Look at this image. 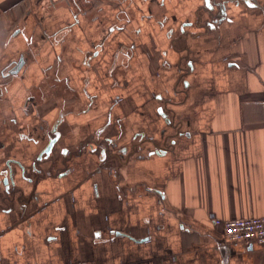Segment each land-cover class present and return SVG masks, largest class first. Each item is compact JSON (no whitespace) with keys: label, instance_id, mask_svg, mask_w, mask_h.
<instances>
[{"label":"crops","instance_id":"crops-1","mask_svg":"<svg viewBox=\"0 0 264 264\" xmlns=\"http://www.w3.org/2000/svg\"><path fill=\"white\" fill-rule=\"evenodd\" d=\"M257 1L0 0V264H264Z\"/></svg>","mask_w":264,"mask_h":264},{"label":"built area","instance_id":"built-area-1","mask_svg":"<svg viewBox=\"0 0 264 264\" xmlns=\"http://www.w3.org/2000/svg\"><path fill=\"white\" fill-rule=\"evenodd\" d=\"M213 225L231 244L264 245V215L222 218L215 216ZM70 264H97L93 261Z\"/></svg>","mask_w":264,"mask_h":264},{"label":"water","instance_id":"water-1","mask_svg":"<svg viewBox=\"0 0 264 264\" xmlns=\"http://www.w3.org/2000/svg\"><path fill=\"white\" fill-rule=\"evenodd\" d=\"M246 2H247L248 4H250V0H246ZM254 2H258V1H257V0H254ZM218 5H219V6L222 5L223 7H226V5H225L224 2H221V3H219ZM223 7H222V9H223ZM212 8H213V7H211V9H212ZM23 63H24V57L22 56V57L20 58V61L17 62V64H16V65L10 70V72H13V73L18 72V70L21 68V66H22ZM53 130H54V129H53ZM59 138H60V133H59L58 131H55V135H54V136H50V137L48 138V142H47V144L44 146V148H42V150L40 151L38 158H42L43 154H46V156L49 155V154H51L52 151H53V149H54V146H55L56 143L58 142Z\"/></svg>","mask_w":264,"mask_h":264}]
</instances>
